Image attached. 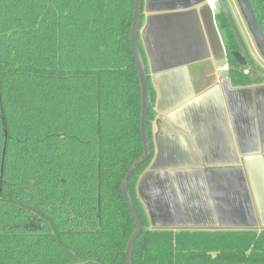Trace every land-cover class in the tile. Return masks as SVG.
I'll list each match as a JSON object with an SVG mask.
<instances>
[{"label":"trees","instance_id":"1","mask_svg":"<svg viewBox=\"0 0 264 264\" xmlns=\"http://www.w3.org/2000/svg\"><path fill=\"white\" fill-rule=\"evenodd\" d=\"M134 1L0 0V264H126L122 184L143 154ZM249 2L264 36V0ZM217 18L231 78L249 85ZM155 114L129 186L144 221L133 264H264V230L151 226L136 186Z\"/></svg>","mask_w":264,"mask_h":264},{"label":"crops","instance_id":"2","mask_svg":"<svg viewBox=\"0 0 264 264\" xmlns=\"http://www.w3.org/2000/svg\"><path fill=\"white\" fill-rule=\"evenodd\" d=\"M220 12L207 0H142L138 42L157 118L136 193L152 227L264 230V81L232 80Z\"/></svg>","mask_w":264,"mask_h":264},{"label":"water","instance_id":"3","mask_svg":"<svg viewBox=\"0 0 264 264\" xmlns=\"http://www.w3.org/2000/svg\"><path fill=\"white\" fill-rule=\"evenodd\" d=\"M237 1L244 15L246 23L249 27V30L252 36L254 37L258 50L260 51L262 57L264 58V36L257 22L256 16L251 7V4L249 0H237ZM141 4H142V0L134 1V16H133V23H132L131 32H130V43H131V47H132V50L135 56L137 72H138L139 81H140V93H141L140 135H141L142 144H143V154L138 160H136L131 165V167L129 168L124 178L123 184H122V195L136 221L135 230L128 241L126 251H125L126 264H133V253H134L135 244H136L137 239L139 238V236L142 234L144 230L143 218L129 193V186L134 176L139 171L140 167L146 161H148L152 155L151 145H150V141H149V137L147 133V127H148V114H149L150 109L153 106L149 102L148 76H147L145 63H144L141 50L139 47V43H138V35H139V29L141 25ZM218 4H219L221 11L226 16L233 32L236 35L237 41L241 49V55H239V60L242 63V65L250 68V72L248 73V77L250 81L253 84H255L260 79L264 80V72L260 69L259 65H257V62L250 55L248 48L245 45L244 40L239 33L237 25L233 19L232 13L226 1L218 0ZM159 119L163 123L164 127L170 133L179 134L183 136L187 140L192 151H194L195 153V148L192 143L191 137L188 134V132H186V130H184L181 127H178L167 117L161 116ZM78 260L79 262H85V261H90V260L96 261L95 259H87V260L78 259Z\"/></svg>","mask_w":264,"mask_h":264},{"label":"rangeland","instance_id":"4","mask_svg":"<svg viewBox=\"0 0 264 264\" xmlns=\"http://www.w3.org/2000/svg\"><path fill=\"white\" fill-rule=\"evenodd\" d=\"M226 2H227V5L229 6L233 19L237 25L240 35L242 36L244 40L245 45L248 48L250 55L257 62V65L264 67V58L262 57L260 51L258 50L257 44L249 30V27L246 23V20L238 4V1L237 0H226ZM172 170H176V169H172ZM144 211L147 214L146 209Z\"/></svg>","mask_w":264,"mask_h":264},{"label":"built area","instance_id":"5","mask_svg":"<svg viewBox=\"0 0 264 264\" xmlns=\"http://www.w3.org/2000/svg\"><path fill=\"white\" fill-rule=\"evenodd\" d=\"M207 5L211 9L212 12L217 11L218 10V7H219L218 0H207Z\"/></svg>","mask_w":264,"mask_h":264},{"label":"flooded vegetation","instance_id":"6","mask_svg":"<svg viewBox=\"0 0 264 264\" xmlns=\"http://www.w3.org/2000/svg\"><path fill=\"white\" fill-rule=\"evenodd\" d=\"M260 67V69L264 72V67H262V66H259ZM261 81H264L263 79H261ZM155 118H157V115L155 114ZM155 118H154V120H155ZM154 120H152L151 121V132H152V129H153V122H154ZM158 120V119H157ZM160 121V120H159ZM138 197V196H137ZM139 199V198H138Z\"/></svg>","mask_w":264,"mask_h":264}]
</instances>
